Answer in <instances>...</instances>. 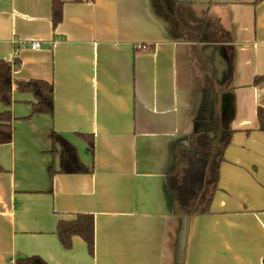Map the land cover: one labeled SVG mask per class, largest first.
Instances as JSON below:
<instances>
[{
    "label": "crops",
    "instance_id": "obj_1",
    "mask_svg": "<svg viewBox=\"0 0 264 264\" xmlns=\"http://www.w3.org/2000/svg\"><path fill=\"white\" fill-rule=\"evenodd\" d=\"M62 1L54 28L52 0H0V59L19 62L13 140L0 145V264H264V0H177L171 20L154 0ZM31 80L53 84L52 115L31 117L34 96L17 91ZM227 91L235 133L210 213L178 217L176 149L214 129ZM54 135L86 173H61ZM81 213L95 218L93 256L56 234Z\"/></svg>",
    "mask_w": 264,
    "mask_h": 264
},
{
    "label": "trees",
    "instance_id": "obj_2",
    "mask_svg": "<svg viewBox=\"0 0 264 264\" xmlns=\"http://www.w3.org/2000/svg\"><path fill=\"white\" fill-rule=\"evenodd\" d=\"M80 2L82 0H76ZM263 0H256L260 3ZM63 1L52 0V23L57 26L63 20ZM158 14L171 20L178 11L177 0H154ZM19 62H7L0 59V102L5 110L0 112V145L9 144L13 140L12 113L13 72ZM264 82V76L256 78L255 85ZM223 87V86H222ZM17 91L32 94L31 117L35 115H52L54 113V86L46 81L31 80L17 83ZM219 95V91H218ZM220 104V106H219ZM216 115L212 123L214 129L193 134L187 146L176 149V167L166 176L169 190L173 194L174 214L178 217L192 215L205 216L210 213L214 196L218 190L220 168L224 163L226 150L232 142L235 131L231 128L234 117V105L231 94L224 93L217 101ZM260 130L264 131V109L258 110ZM86 139L90 152L94 151V138L81 135ZM63 146L61 157V173L84 174L87 172L81 163L77 150L66 140L54 135ZM50 172L53 173L52 168ZM65 249L72 248V240L79 237L88 246L93 256L95 251V218L91 214L81 213L72 220H61L56 232ZM17 264H47L38 256L18 258Z\"/></svg>",
    "mask_w": 264,
    "mask_h": 264
},
{
    "label": "built area",
    "instance_id": "obj_3",
    "mask_svg": "<svg viewBox=\"0 0 264 264\" xmlns=\"http://www.w3.org/2000/svg\"><path fill=\"white\" fill-rule=\"evenodd\" d=\"M40 47H41V45L39 43L35 42V43L32 44V47L31 48L33 50H38V49H40ZM139 48L140 49H146L147 47L144 46V45H140Z\"/></svg>",
    "mask_w": 264,
    "mask_h": 264
},
{
    "label": "rangeland",
    "instance_id": "obj_4",
    "mask_svg": "<svg viewBox=\"0 0 264 264\" xmlns=\"http://www.w3.org/2000/svg\"><path fill=\"white\" fill-rule=\"evenodd\" d=\"M226 86H228V85H226ZM227 93L230 94V91H227Z\"/></svg>",
    "mask_w": 264,
    "mask_h": 264
}]
</instances>
